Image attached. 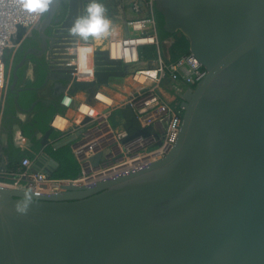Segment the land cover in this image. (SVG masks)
<instances>
[{"label":"water","instance_id":"water-1","mask_svg":"<svg viewBox=\"0 0 264 264\" xmlns=\"http://www.w3.org/2000/svg\"><path fill=\"white\" fill-rule=\"evenodd\" d=\"M90 2L48 0L31 28L16 25L18 45L33 29L40 39L13 68L9 88L16 95V70L27 53L45 56L43 85L65 81L55 94L94 90L126 74L105 50L95 51L92 79H79L78 65L70 63L77 58L66 53L77 34L70 29L88 17ZM154 6L163 28L183 34L205 70L178 94L183 113L172 148L58 192L0 183V264H264V0H154ZM121 113L128 138L152 133L129 105ZM88 121L54 144L75 141ZM53 130L42 134V146ZM103 155L91 156L93 167ZM56 166L42 150L31 169L52 176Z\"/></svg>","mask_w":264,"mask_h":264},{"label":"built area","instance_id":"built-area-1","mask_svg":"<svg viewBox=\"0 0 264 264\" xmlns=\"http://www.w3.org/2000/svg\"><path fill=\"white\" fill-rule=\"evenodd\" d=\"M132 8L136 13L140 12L141 8L137 0L132 1ZM41 16L42 11L22 10L19 7V0H0V112L8 84L3 55L7 51H15L19 46L12 40L16 33V25L21 24L31 28L40 20ZM154 24L153 15H139L128 20L127 26L133 33L111 39L107 49H105L109 58L121 60L122 67L126 72L125 75L130 72L134 73L133 80L138 83V86L129 92L126 98V106L129 105L133 109L141 127H151L152 133L149 136L137 135L128 138L127 131L121 127L112 133V138L120 146V150L113 157L102 160V164L97 167H93L90 161L91 156L98 152H93L91 144L78 143L74 145L72 147L73 153L82 168L81 175L76 178H52L42 171L34 172L31 170L32 161L28 158H22L19 167L9 173L12 181H0L1 184L35 192H58L63 189V185L69 183L88 184L99 178L146 164L162 157L172 148L182 121L183 111L179 106V100H175L173 103L166 102L158 92V87L166 80L170 85L169 87L178 95L188 86H194L204 76L205 70L189 51L175 59L163 58L160 55L154 59H140L137 52L138 46L158 45L159 41L154 31ZM71 39H75V45L66 48L68 49L66 53H77V58H70V63L78 65L76 74L79 79H92L93 58L98 49H94L89 44L92 40L90 34L83 36L77 33ZM174 40L173 36H170L163 42L169 47ZM130 47L135 52L134 58H130L129 55L127 58L126 51ZM115 50L120 52L118 57L111 55V51ZM80 51L84 54L85 67L83 71L87 73L86 76H82L80 71ZM88 54H90L91 59L89 63L87 62ZM141 76L144 78L140 79ZM93 91V99L99 104L83 100L75 106L77 114L89 120L97 119L102 114L104 107H112L115 104L114 97L105 90L96 87ZM60 102L66 109H70L74 106V96L64 92ZM58 118H60L59 121H57ZM62 120H65L66 123L60 126L63 124ZM67 124L68 118L59 113L55 114L51 121V126L54 129L73 133L74 131L67 129ZM159 139L160 144H157ZM113 158L115 161H112Z\"/></svg>","mask_w":264,"mask_h":264},{"label":"trees","instance_id":"trees-1","mask_svg":"<svg viewBox=\"0 0 264 264\" xmlns=\"http://www.w3.org/2000/svg\"><path fill=\"white\" fill-rule=\"evenodd\" d=\"M153 10L156 36L159 42L158 45L151 44L138 46V57L140 59L156 58L158 52L161 53L163 50V40L170 36H173L175 39L168 47L171 59H175L179 55L188 52L189 43L186 37L179 32L169 33L166 31L163 28L162 14L155 8L154 5ZM33 32L37 34V31L34 29ZM47 32H50V28L47 29ZM31 45L38 46L36 38H25L15 51L12 50L5 53V69L6 71H9V85L13 79V68L21 61L25 51ZM27 58L26 63L18 66L16 70V87L20 88L19 93L16 95L15 91L10 89L8 86L4 95L2 111L0 113L1 126L8 135L7 143L2 148L3 152L7 155L10 170L15 171L22 158L33 159L37 153L43 150L57 161V166L51 176L52 178H76L81 175L82 168L80 162L73 153V142L63 143L59 146L54 144L63 136L68 135V133L54 129L49 135V138L53 141L49 142L45 146H42L40 138L36 137V133L38 131L45 133L50 128L54 115L57 113L64 114L66 108L60 102L61 95L55 97V99L51 101L39 98V90L43 87V83L47 75L46 60L44 55L27 53ZM28 61H31L34 64V78L30 81L24 82ZM16 96L17 102L14 100ZM36 99L40 100L36 102L31 110H27ZM17 112H25L30 115V117L22 120L17 115ZM14 125H18L21 129L22 135L32 141V146L29 149H22L13 143L11 132ZM0 181L10 182L12 181V178H5L3 175H0Z\"/></svg>","mask_w":264,"mask_h":264},{"label":"crops","instance_id":"crops-1","mask_svg":"<svg viewBox=\"0 0 264 264\" xmlns=\"http://www.w3.org/2000/svg\"><path fill=\"white\" fill-rule=\"evenodd\" d=\"M133 0H97V2L103 4L104 6V17L109 21L108 27L106 30L99 31L98 33H93L91 42L89 43L94 49L105 50L108 47V42L113 38L127 36L133 32L127 26V21L137 17L139 15H153L154 16V0H137L140 4V12L136 13L132 8ZM155 19V18H154ZM156 26L154 24V31L156 33ZM174 38V37H173ZM164 41V40H163ZM151 45V44H146ZM163 50L161 53L158 52L157 57L160 55L163 58H170L168 52V46L163 42ZM45 57V56H44ZM156 57V58H157ZM84 59V58H83ZM84 62V60H83ZM138 65V64H137ZM7 88L9 86V71H7ZM34 78V64L31 61H28L27 69L24 76V82L30 81ZM126 75L124 76H113L110 77L107 84H100L95 86L108 92L115 99V104L112 107H104L102 109V114L95 120H89L88 126L85 128L84 133L77 137L72 143V147L78 143H89L92 146L93 152L102 151L104 153L102 160L113 157L120 150V146L116 144L112 138V133L118 131L123 127L124 118L121 113V109L126 107V98L129 95V92L135 88V86H127L124 82H127ZM116 80H122V83L116 82ZM65 83L63 80L50 79L47 84L39 90V98L46 99L51 101L57 96H62L64 92H68L74 96V106L70 109H66L64 115L68 118L67 129L75 131L79 128L80 123L85 119L77 114L75 106L78 102L83 100H89L95 102L93 99V90L92 88L86 90H66L55 94L56 87L59 89V83ZM129 83V81H128ZM170 85H161L158 87V92L162 95L164 100L168 103H173L177 100L176 92H174ZM178 96V95H177ZM95 104H99L96 103ZM103 107V106H102ZM101 108V106H99ZM2 111V108H1ZM1 113V112H0ZM17 115L20 119L25 120L30 117L25 112H17ZM70 134V131H66ZM42 132H37L36 137L41 139ZM12 141L13 143L22 148L29 149L32 146V141L24 137L21 133V129L18 125H14L12 128ZM64 137V136H63ZM7 132L1 126L0 121V175H3L5 178L11 177L9 174L10 165L7 158V155L3 152V146L7 143ZM53 140L50 139V142ZM37 155V154H36ZM76 157V156H75ZM31 161L33 159H30ZM102 161H100V165ZM19 167V166H18ZM17 167V168H18ZM16 168V169H17ZM96 169V168H94ZM32 170V169H31ZM33 171V170H32Z\"/></svg>","mask_w":264,"mask_h":264},{"label":"clouds","instance_id":"clouds-1","mask_svg":"<svg viewBox=\"0 0 264 264\" xmlns=\"http://www.w3.org/2000/svg\"><path fill=\"white\" fill-rule=\"evenodd\" d=\"M19 7L25 11L40 12L48 7V0H19ZM86 9L88 17H81L76 20L70 31L87 36L89 33H98L99 31L106 30L109 21L103 15V4L97 2V0H91L86 5Z\"/></svg>","mask_w":264,"mask_h":264},{"label":"bare ground","instance_id":"bare-ground-1","mask_svg":"<svg viewBox=\"0 0 264 264\" xmlns=\"http://www.w3.org/2000/svg\"><path fill=\"white\" fill-rule=\"evenodd\" d=\"M119 54H120V52L117 51V50H115L113 52L111 51V55L114 56V57H118ZM126 55H127V58H128V55H129L130 58H134L135 57V52L130 47L129 50L126 51ZM83 58H84V54H83L82 51H80V57H79V63H80V69H81L80 71H81V75L82 76H86L87 73H85V71H83L84 67H85V63L83 62ZM90 61H91L90 54H88L87 55V62L89 63ZM141 77H143V76H141ZM141 79H143V78H141ZM59 120H60V118L57 119V121H59ZM62 121H63V124H60V126H62V125H64L66 123L65 120H62Z\"/></svg>","mask_w":264,"mask_h":264},{"label":"rangeland","instance_id":"rangeland-1","mask_svg":"<svg viewBox=\"0 0 264 264\" xmlns=\"http://www.w3.org/2000/svg\"><path fill=\"white\" fill-rule=\"evenodd\" d=\"M133 74L134 73H128L127 75H126V80H127V82H124L125 83V85L127 86V90H128V86H135V87H137L138 86V83L135 81V80H133ZM141 78H144V77H140V79ZM128 81H129V83H128ZM116 82H119V83H122V80L120 81V80H116ZM148 82H150V81H148ZM166 84H168L167 82H166V80L162 83V85H166ZM134 89V88H133ZM175 97H177V100H179V97L177 96V95H175ZM149 150V149H148ZM118 157V156H117ZM112 161H115L114 160V158L112 159ZM108 163H109V161H108Z\"/></svg>","mask_w":264,"mask_h":264},{"label":"flooded vegetation","instance_id":"flooded-vegetation-1","mask_svg":"<svg viewBox=\"0 0 264 264\" xmlns=\"http://www.w3.org/2000/svg\"><path fill=\"white\" fill-rule=\"evenodd\" d=\"M42 18V17H41ZM30 37H34V38H36V40L38 41V45H39V43H40V39H39V37H38V33L37 34H35V32H33V30H32V33L30 34ZM32 47H37L36 45H31L29 48H32Z\"/></svg>","mask_w":264,"mask_h":264}]
</instances>
